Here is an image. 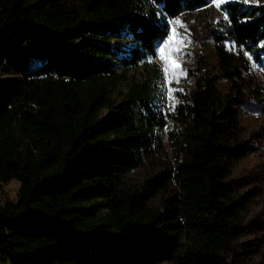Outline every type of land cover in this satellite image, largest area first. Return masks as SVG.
I'll return each mask as SVG.
<instances>
[{"label": "trees", "instance_id": "trees-1", "mask_svg": "<svg viewBox=\"0 0 264 264\" xmlns=\"http://www.w3.org/2000/svg\"><path fill=\"white\" fill-rule=\"evenodd\" d=\"M210 3L0 0V183H20L17 202L0 206V258L247 264L233 256L246 209L227 179L249 151L235 107L250 96L264 113L252 69H264V0L218 7L228 18L210 37L225 93L199 80L172 112L147 82L122 103L112 99L116 60L122 68L153 61L174 19ZM28 41L47 53L1 78ZM102 108L111 112L101 116ZM169 119L178 126L172 158L158 135Z\"/></svg>", "mask_w": 264, "mask_h": 264}, {"label": "rangeland", "instance_id": "rangeland-1", "mask_svg": "<svg viewBox=\"0 0 264 264\" xmlns=\"http://www.w3.org/2000/svg\"><path fill=\"white\" fill-rule=\"evenodd\" d=\"M252 1L256 0H248V2ZM223 19L222 11L214 3L184 12L174 19L171 27L176 33L183 34V43H180V38L177 37V42L169 45V47H180V52L169 53L168 48H165L164 53L157 50L153 61H145L129 68L120 67L116 60L117 73L120 76L112 86V99L115 104L126 101L131 93L144 87L143 84L146 82L156 89L162 106L168 112L173 111L169 108L171 102L166 98L169 88L182 89L173 93L176 104L202 79L212 80L220 93H225L228 83L218 71L217 58L210 37V32ZM177 20L181 23H175ZM163 41L158 44V49ZM46 53L45 44L39 41H28L24 45L22 55L9 58L7 62H4L1 76H18L26 69L27 64L33 60H41L42 55ZM161 55L170 56L182 66L174 72L169 69L167 84L164 82L165 60L161 59ZM154 66L159 67L160 76L155 75ZM252 69L259 84L264 85V69L253 62ZM181 71H186L187 74L182 76ZM235 108L242 125L241 138L249 146V151L245 157L234 162L227 179L231 193L235 198H243L242 203L246 209L243 235L234 246L233 256L241 263L253 264L264 254V113L250 96ZM135 110H137L136 107ZM110 112V109L102 108L100 115L105 116ZM177 131L178 126L169 119L163 131L158 133L170 158L174 154L170 133L176 135ZM143 171L144 169H140L135 175ZM19 185V181L15 179L0 183V206L17 202ZM0 264L8 263L0 258Z\"/></svg>", "mask_w": 264, "mask_h": 264}, {"label": "snow or ice", "instance_id": "snow-or-ice-1", "mask_svg": "<svg viewBox=\"0 0 264 264\" xmlns=\"http://www.w3.org/2000/svg\"><path fill=\"white\" fill-rule=\"evenodd\" d=\"M213 3L217 6L220 7L223 4L227 3V0H213ZM244 3H248V0H244ZM225 19H227L228 17L225 16ZM175 23H181L179 20L175 21ZM183 26V25H182ZM177 37L180 38L179 42L183 43V34L180 33H176L175 29H171L169 35L167 36V38L163 41V43L159 46V52L160 53H164L165 48H168L169 53L171 52H180L181 48L180 47H169L170 44L176 43L177 42ZM244 55H249L247 52L244 53ZM161 59L165 60V83H169L168 78H167V73L169 71V69H171L173 72L176 69H180L182 66L180 63H178L175 59H172L170 56H164L161 55ZM186 71H181L180 75H186ZM176 91H182V89H174V88H169L167 93H166V98L171 102L169 104V108L170 109H174L175 105H176V101H175V97L173 96V93Z\"/></svg>", "mask_w": 264, "mask_h": 264}, {"label": "crops", "instance_id": "crops-1", "mask_svg": "<svg viewBox=\"0 0 264 264\" xmlns=\"http://www.w3.org/2000/svg\"><path fill=\"white\" fill-rule=\"evenodd\" d=\"M16 56H18V55H16ZM15 57V56H14ZM40 61V60H39ZM39 61H36V60H33V62H30L29 64H27L26 65V69H24V71L23 72H25V71H27L30 67H32L33 65H35L37 62H39ZM23 70V69H22ZM22 72V73H23ZM11 73V72H10ZM22 73H20L19 75H21ZM18 75V76H19ZM15 77H17L16 75L15 76H4V77H2L1 76V78H5V79H12V78H15Z\"/></svg>", "mask_w": 264, "mask_h": 264}]
</instances>
